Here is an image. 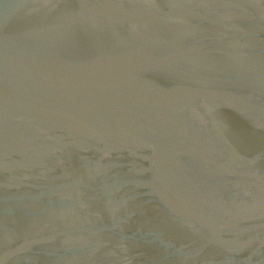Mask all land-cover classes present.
Listing matches in <instances>:
<instances>
[{"label": "water", "instance_id": "obj_1", "mask_svg": "<svg viewBox=\"0 0 264 264\" xmlns=\"http://www.w3.org/2000/svg\"><path fill=\"white\" fill-rule=\"evenodd\" d=\"M0 264H264V0H0Z\"/></svg>", "mask_w": 264, "mask_h": 264}]
</instances>
